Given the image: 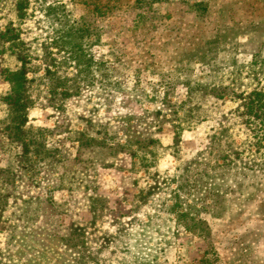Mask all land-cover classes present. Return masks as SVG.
Returning a JSON list of instances; mask_svg holds the SVG:
<instances>
[{"label":"rangeland","instance_id":"374dc122","mask_svg":"<svg viewBox=\"0 0 264 264\" xmlns=\"http://www.w3.org/2000/svg\"><path fill=\"white\" fill-rule=\"evenodd\" d=\"M257 53L264 0H0V264H264V174L208 158Z\"/></svg>","mask_w":264,"mask_h":264},{"label":"trees","instance_id":"16d2710c","mask_svg":"<svg viewBox=\"0 0 264 264\" xmlns=\"http://www.w3.org/2000/svg\"><path fill=\"white\" fill-rule=\"evenodd\" d=\"M2 38L8 42H13L15 34L12 29L7 28ZM248 71L253 77L255 87L242 98L239 110L237 111L241 124L244 125L248 132V139L241 144L242 146H234V142H230L229 144L223 142L226 137L224 129L217 132L211 139V149L208 158L216 163L220 161L222 163L217 165V167H211L213 171L216 168V171H218L229 168L231 165H238L239 162H245L240 164L241 170L257 171L264 174V84H261L264 81V58L262 54H254L251 62L248 64ZM10 75L11 80L9 82L13 85L12 92L16 94L20 88L21 75L19 73H12ZM189 90L191 91L193 88H189ZM177 127L179 126L177 125ZM204 174L206 176L210 175L208 172ZM239 174L242 175L243 173L240 172ZM183 188V186H177L171 198L173 204L167 208V211L174 215L177 223L185 225L186 222L183 221L187 215L182 211L183 204L179 195V191ZM190 188L195 190L197 187L196 185H192Z\"/></svg>","mask_w":264,"mask_h":264}]
</instances>
